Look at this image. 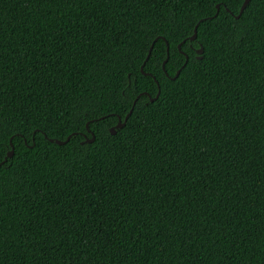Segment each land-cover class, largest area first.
Returning <instances> with one entry per match:
<instances>
[{"label": "trees", "instance_id": "1", "mask_svg": "<svg viewBox=\"0 0 264 264\" xmlns=\"http://www.w3.org/2000/svg\"><path fill=\"white\" fill-rule=\"evenodd\" d=\"M241 3L0 0V264H264V0ZM132 77L166 90L111 134Z\"/></svg>", "mask_w": 264, "mask_h": 264}, {"label": "snow or ice", "instance_id": "2", "mask_svg": "<svg viewBox=\"0 0 264 264\" xmlns=\"http://www.w3.org/2000/svg\"><path fill=\"white\" fill-rule=\"evenodd\" d=\"M215 2L217 5H219L222 2V0H215ZM251 3H252V0H242V3L240 5V10H238L236 12H232V10L229 9V12H231V14L236 18V20L233 22L234 24L239 23V21L245 16V12L247 11V9L251 5ZM214 15H218V13L214 14ZM195 35H196V33L193 34V38H192L191 42H189L188 38H185L179 45L180 50L183 53L185 62L180 66L179 69L176 70V73L173 74L174 79L178 78V75L183 72V69L188 66V63H195L197 60L204 58L203 48L200 45V42L195 39ZM159 36H160V34H158V33L153 34V36H152L153 43L149 45V48L155 47V44L159 40ZM185 44L188 45V49L184 48ZM166 47L168 48V52H167V55L165 57V60L163 61V70L165 73H167L169 70L168 69V62L173 59V51H172L171 43H169ZM151 59H152L151 55H148L146 57L145 63ZM147 75H151V73H147ZM140 82H141L140 78H138V77L130 78L128 88L124 91L125 97L130 96V98L136 104H140L141 102H143V106H151V104L155 103L156 99L159 98V95H162L164 93V91L166 90L164 85L157 79V81H156L157 96L152 97L150 95V93H147L146 90L140 89ZM173 82H174V80H173ZM137 89H139V90H137ZM145 95H148L147 100L144 99ZM132 110H134V109H130V111H132ZM117 123H119V120H117ZM112 129H113V131H116L114 125L112 126ZM12 139L13 140L15 139V133L13 134ZM25 139H27V138H25ZM6 147H7V151L14 156L15 151H16V144L12 143L10 145H7ZM4 163H5V161H0V169H3Z\"/></svg>", "mask_w": 264, "mask_h": 264}, {"label": "water", "instance_id": "3", "mask_svg": "<svg viewBox=\"0 0 264 264\" xmlns=\"http://www.w3.org/2000/svg\"><path fill=\"white\" fill-rule=\"evenodd\" d=\"M216 9H217V11H216V13L218 12V10H219V5H216ZM226 10H228L229 11V9L228 8H226ZM240 10V9H239ZM215 13V14H216ZM211 17V16H210ZM201 20H203V18L201 19ZM200 20V21H201ZM196 27H197V25H195V28H194V32H193V34L194 33H197V29H196ZM193 34L190 36V40H192V38H193ZM195 38H196V35H195ZM168 45V43L166 42V46ZM202 46V45H201ZM179 47V46H178ZM150 50H151V48L149 49V52H148V55H149V53H150ZM166 51L168 52V48L166 47ZM147 55V56H148ZM162 67H163V64H162ZM141 72L142 73H144V74H147V72H144L143 71V69H142V67H141ZM172 78H174V77H172ZM156 96H157V94H156ZM155 96V97H156ZM134 101H133V105H132V107L130 108V109H133V106H134ZM131 113V111L129 110L126 114H125V116H124V120L123 121H121V118L120 117H118V120H119V123H116L114 126H115V129H118V128H121L124 124H125V122H126V120H127V118H128V116H129V114ZM86 129H87V131L88 132H90V129H89V127H88V122L86 123ZM109 131H110V133L111 134H114L116 131H113V129H112V127H110L109 128ZM91 133V136L88 138V137H86L85 135H84V137H85V139H84V142H91V141H93L94 140V134L92 133V132H90ZM46 136V135H45ZM70 136H71V134L70 135H68L67 137H66V139L65 140H59V139H55V142L57 143V144H62V143H65L69 138H70ZM49 140L50 141H53L54 139H52V138H49ZM10 144H12L11 143V141H10ZM12 156V154L11 153H9V152H7V154H6V156H5V158L4 159H6V158H8V157H11Z\"/></svg>", "mask_w": 264, "mask_h": 264}]
</instances>
